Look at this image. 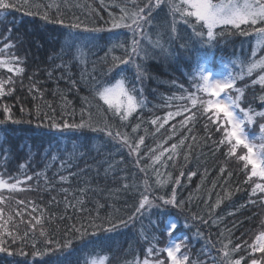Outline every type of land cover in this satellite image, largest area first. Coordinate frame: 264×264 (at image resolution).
<instances>
[{"label":"trees","instance_id":"trees-1","mask_svg":"<svg viewBox=\"0 0 264 264\" xmlns=\"http://www.w3.org/2000/svg\"><path fill=\"white\" fill-rule=\"evenodd\" d=\"M36 2L39 3L40 0ZM43 2L47 3L49 0ZM121 2L122 0H103V3L102 0H68L65 23L78 17L83 22L80 29L50 24L39 16L25 15L23 10H9L7 15L0 11V41L14 44L12 51L25 61V73L15 78L14 94L0 97V105H10L14 119L20 121L14 123L9 120L0 124V174L4 179L9 175L20 179L25 175L33 177L28 184L21 186L25 189L23 193L27 194L23 200L26 203L18 206L16 201L20 199H15L14 203L6 207L5 215L9 214L10 209L13 216L12 230L18 229L21 237L26 231L31 236L33 230L28 223L31 219L29 213L35 206L37 212L33 215L42 214L43 229L48 233V238L61 244L67 238L73 240V247L69 249L59 250L53 245L51 247L54 252H48L43 257H33L32 241L29 239L26 244H22L18 239L15 244L9 242L10 247L22 248L26 255L9 257L6 253H0V264H54L57 260L62 264H84L85 260L91 262L97 259H101L103 264H128L136 259L143 260L149 246L163 248L164 244L161 245L160 239L166 216H178L177 232L180 233L181 240L187 238L185 242L190 261L210 264L209 251L211 256L217 258L222 255L221 244L217 241L223 239L224 243H228L230 236V247L240 243L245 249L234 253V258H239L240 255L247 258L252 253L247 250L246 242L251 243L264 230V206L260 203L264 194L258 192L251 197L257 203H249L253 185L251 182L245 183L248 176L243 164L233 160L230 165H224L227 157L223 152L227 149L223 146L218 148L213 143L220 139V135L214 130L212 139H206V119L201 118L198 123L191 125V131L189 126L180 127V121L184 118L182 116H173L167 122L164 120L169 111L176 110V103H182L173 102L170 109L166 106L168 98L180 94V85L191 89L189 73L195 71L198 58L206 56V60L200 59L199 62L208 64L214 72L224 76L230 72L235 74L240 71V62L250 57V45L241 40L248 36L238 33L227 35L226 38H221L219 44L209 47L192 34L190 27L183 24L178 26L181 39L174 40L171 44L166 43L172 16L167 5L161 4L160 8L153 11L151 24L145 25V29L149 31L151 39L160 32L159 38L156 37L154 41L162 38L161 43L171 50V55L165 58L160 52L159 57L144 60L142 82L137 79L134 65L124 73L127 76L126 87H135L139 104L128 121L122 122L113 116L107 105L94 96L92 91L93 84L97 81L111 84L121 78L119 75L113 78V73L108 71L112 56H120L123 52L116 48L109 53V48L113 43L126 39L130 43L132 36L126 28H112V18L118 19L121 15L120 8L115 5ZM146 2L147 0H143L140 6L143 7ZM77 4L91 5L92 10L74 7ZM85 25L88 29L99 31H86ZM70 32L79 34L72 48L67 47L72 43L68 35ZM9 35L12 39H8ZM78 49L83 53L82 57ZM257 72L251 77L245 76L244 81L238 80L237 87L245 89L246 99L242 101L241 107H251L258 112L264 111V102L258 98L264 91L261 85H252V80L257 79ZM9 75L14 76L0 69V79H7ZM32 84H35L39 92L35 89L29 91ZM21 108L25 111L21 112ZM37 108L40 111L39 117L36 115ZM82 116L85 121L91 116L94 122L101 125L107 122L114 132L128 133L136 140L143 136L145 142L139 153L140 166L136 165L137 156H130L128 148L121 147L122 141L113 140L103 132H93L89 128L57 130L49 126L52 122L49 117H54L62 124L65 120L79 123ZM157 117L160 118L159 123L153 125L151 121ZM255 121L248 126L247 131L259 136V123L264 121L259 117ZM121 124L125 127H120ZM137 124L140 127L136 133H132V127ZM182 139H185V143L177 149L172 161H167L168 153H165L162 159L166 161V165L153 163L150 157L158 145L171 149L172 144H179ZM256 144L259 150V141ZM156 154L159 152L156 151ZM21 164L25 167L21 168ZM146 165L151 167L146 172H141L140 168ZM220 166L226 167L225 173L220 172ZM154 168L164 174L162 179L171 174L172 180L164 188L156 184L157 174L153 171ZM181 171L185 173L183 176H180ZM190 172L196 174L189 178ZM229 172L232 173L231 176L228 175ZM62 176L65 179L61 180ZM176 177L180 178L179 185L172 182ZM145 178L151 186L150 196L170 193L172 187H176L178 197L185 201L186 208L183 211L170 206L146 209L129 221L128 226H121L116 232L99 231L92 235L94 229L90 227L91 223L94 220L97 224L101 222L97 217L128 219L134 211L133 205L138 204L140 192L144 190ZM258 178L252 179L262 183ZM124 184H129L130 187L125 189ZM29 186L30 191L27 190ZM0 191L5 192L3 189ZM217 200L220 201L219 205L210 211ZM69 204L72 206H66ZM18 209H26L23 219L15 216ZM193 213L202 216L208 223L193 221ZM73 225L82 230L87 228L88 235L80 237L77 233L73 236L68 231ZM40 227L36 226L35 237L37 245L43 248L44 238L39 236ZM221 233H224V237H221ZM106 236L111 239H105ZM161 258H166L165 254Z\"/></svg>","mask_w":264,"mask_h":264},{"label":"snow or ice","instance_id":"snow-or-ice-1","mask_svg":"<svg viewBox=\"0 0 264 264\" xmlns=\"http://www.w3.org/2000/svg\"><path fill=\"white\" fill-rule=\"evenodd\" d=\"M143 2V0H140ZM138 0H122L121 3H117L115 6L120 8L121 15L119 18H112V28H126L131 32V41H120L113 43L109 48V53L113 49L120 48L123 50L122 55L112 56L111 66L108 71L113 73V78L116 75L121 76L117 79L114 84L95 82L93 84V94L98 97L100 101H103L104 105H107V109L113 113L114 117H118L120 121H128L129 116L134 112L139 104V101L135 95V87L126 88L125 82L127 76L124 75L131 66L136 67L137 79L142 82L144 76L143 61L149 58L150 55L155 53L149 49L144 41L152 45V49L159 48L161 54L167 56L171 55V50L161 43L160 39L152 40L149 31L145 29V25H150L152 20V13L155 9L160 8L161 4H166L169 9V14L172 16V24L170 28V35L166 43L171 44L174 40L181 39L179 35L178 24L187 25L192 29V34L199 38V41L205 45L212 47L221 42V38H226L227 35H236L237 33L241 36H255L256 45H264V0H147L143 3V7L140 6ZM103 3V0H102ZM68 0H49L44 3L40 0L39 3L36 0H0V11H3L5 15L9 13V10L24 11L27 16H39L43 21L50 24L64 25L69 29H80L82 27V21L78 17L73 19L69 23H65V13L68 11L66 5ZM74 7H86L92 10L91 5H74ZM86 31H99V29H88L85 25ZM221 29L220 31H216ZM11 29H9V33ZM72 43L68 44L67 47L72 48L77 42V36L79 34L68 33ZM139 37V38H138ZM8 39H12L9 35ZM2 47H0V69H3L9 74L7 79H0V97L12 96L14 94L15 78L22 76L25 73V67L23 66L25 61L12 49L15 47L14 44H10L5 41H0ZM257 46L252 48V58L246 61H241L238 65L240 71L235 74L229 73L222 79L212 78V73L208 71L204 64L200 63V59L206 60V56L198 58L197 66L194 72L189 73L191 89H186L183 85H180V94L173 95L168 98L166 106L170 109L173 107V102L176 103V110L169 111L168 115L164 117L165 122L173 116L184 117L180 121V127L189 126L191 131V125L199 122L201 118L206 119L204 129L207 133L206 139H212L213 130L220 135L218 141H213L214 144L219 148L223 146L227 151L223 152V148L220 150L223 155L227 157L224 161V165H230L233 160L241 162L244 166L245 174L248 176V180L245 183L251 182V193L249 198L250 204L257 203L256 200L251 197L256 196L257 193L264 194V183H257L253 180V177H259L264 180V122L259 123L260 135L255 136L247 131L249 125H252L256 117L264 121V111H255L251 107L247 109L241 107V103L246 99L245 89L237 87V81H244L245 76L251 77L254 72H257V79L252 80V85H261L262 91H264V55H261L258 59L256 58L258 51L261 49ZM183 47V45H182ZM79 52V49H78ZM82 57L83 53L79 52ZM108 53H106L107 57ZM7 57V58H5ZM36 88L35 84H32L29 91L31 92ZM234 93V94H233ZM255 98V97H254ZM259 100L264 102V94H261ZM35 99V96L33 97ZM25 109L21 108V112ZM187 114V115H185ZM0 124L11 120L14 123L20 121L15 120L13 117L12 107L8 104L0 105ZM37 117L40 116L39 108L36 112ZM52 122L49 125L53 129H85L89 128L93 132L99 131L111 137L113 140L122 141L121 147H127L129 155H136V165L140 166L139 153L141 145L144 144V137L140 136L138 140L135 137H130L128 133L121 131H113L111 125L105 122L101 125L99 122H94L89 116V119L85 121L83 116L79 123H69L65 120L62 124L58 123L54 117H49ZM160 118L157 117L151 121L153 125L159 123ZM162 126V125H161ZM120 127H125L121 124ZM140 127L139 124L132 127V133H136ZM159 130V129H157ZM175 125H173V132H175ZM186 139V138H185ZM185 139L180 140L179 144H172L171 149L158 145L155 151H152L153 163L160 165H166V161L162 159L165 153L167 155V161H172L177 153V149L180 145L185 143ZM195 139V137H193ZM256 141H259V150H257ZM239 150L243 151L241 154ZM156 151L159 154H156ZM187 159V155H185ZM250 166V172L248 168ZM21 168L25 165L21 164ZM151 165L141 167V172H146L147 168ZM239 167V164L237 165ZM157 174L156 184L160 188H164L169 181L172 180L171 174L169 173L167 178H161L164 176L157 169H153ZM220 172L223 174L226 172L225 166H220ZM185 173L180 172V176ZM196 173H188L189 178ZM39 174H37L38 176ZM232 175L231 172L228 173ZM33 179L32 176L25 175L23 179L19 177L9 175L7 179L3 178L0 174V189L5 190L9 195L5 196L4 192H0V253H6L9 257L16 255H26L22 248L13 249L10 247L11 244H15L19 239L22 244H26L30 239L31 244V255L45 256L48 252H54L55 249L63 250L73 247V240L67 238L61 244L58 241L48 238V233L43 229V216H35L37 212L35 206L32 207L31 219L29 224L32 226V235L26 231L24 236L19 235V230L13 231V216L9 209V214L5 215V208L11 204L12 194L24 191L21 185L28 184ZM47 179V178H45ZM65 177H61V180ZM175 185L181 183L180 178L176 177L172 181ZM129 184H124V188H129ZM136 187V185H132ZM150 185L148 179L144 180V190L140 192V198L138 204L133 205L134 211L128 217L127 220L117 217H108L106 219L97 217L101 222L95 223V220L91 223L90 227L94 229L92 235H96L97 232L102 231L104 233H113L121 226H127L129 221L136 218L137 214L142 213L146 209L154 208H167L180 209L183 211L186 208L185 201L178 197V188L172 187L171 192H165L163 195L150 196ZM27 190H31L30 186ZM17 205H24L26 202L23 200H17ZM220 201L217 200L216 205L212 206L211 210L219 205ZM261 205L264 206V199L260 201ZM72 206V205H66ZM243 207V205L241 206ZM26 210V209H25ZM25 210L18 209L15 212V216L21 217L25 214ZM233 213H229L232 215ZM187 219V217H185ZM193 221L199 220L201 223L207 224L208 221L202 216L193 213L191 216ZM35 221L33 224L32 221ZM215 223V221H213ZM39 225L40 231L39 236L44 238L43 244L45 247L41 248L36 243L35 229ZM187 227V224H185ZM264 229V224H262ZM179 230L178 216L169 217L163 224L161 234H167L169 242L164 248H156L155 245H151L147 248L145 258L143 260L136 259L134 262H128V264H198V262L190 261L187 254H181L182 245L184 241L176 242L173 237ZM75 236L79 233L80 237L88 235L87 228H78L75 225L68 230ZM224 237V233L220 234ZM105 239H111L110 236H106ZM211 244L212 242L209 241ZM221 244L220 252L222 253L219 258L211 256L209 251L208 255L211 257L210 264H264V230H261L258 235L255 236V240L251 243H247V250L252 255L247 256L240 255L239 258H234V253L245 251L240 243H236L233 247H230L232 240L228 237V243H224L223 239L217 241ZM215 247V244H213ZM260 253V257L257 258L255 253ZM166 254V258H161L162 255ZM54 264H62L59 260ZM84 264H97L95 260L91 262L85 260Z\"/></svg>","mask_w":264,"mask_h":264},{"label":"rangeland","instance_id":"rangeland-1","mask_svg":"<svg viewBox=\"0 0 264 264\" xmlns=\"http://www.w3.org/2000/svg\"><path fill=\"white\" fill-rule=\"evenodd\" d=\"M154 19H157L155 16L153 17ZM173 19V18H172ZM172 23V22H171ZM179 25H183L182 23L181 24H178V26ZM171 26V25H170ZM159 36H160V32H158V33H156V36H154L155 38L156 37H158L159 38ZM139 38V37H138ZM155 38H153L152 40H154ZM160 39H162V38H160ZM241 40H242V42L243 43H248V45H250V50H249V53H250V57L249 58H247V59H251L252 58V48H253V46H257L256 45V37L253 35V36H248V37H245V38H241ZM240 42V41H239ZM144 43H145V45L149 48V49H151L154 53H155V55H150L149 56V58L151 57L152 59L153 58H157V57H159L160 56V50H159V48H156V49H152V45H150V44H148V42L147 41H144ZM241 43V42H240ZM242 45V44H241ZM257 47H259L261 50L260 51H258V53H257V56L256 57H258L259 58V55H264V47H262V45H258ZM149 58H147V59H149ZM257 58V59H258ZM246 59V60H247ZM146 60V59H145ZM205 66V68L208 70V71H210V69L208 68V65L207 64H205L204 65ZM211 73H212V78H214V79H222V78H224L225 76L222 74V73H215V72H212V71H210ZM115 83V81L114 82H112L111 84H114ZM125 87H126V84H125ZM127 88V87H126ZM248 95H251L249 92H248ZM253 125V124H252ZM238 151H240L241 152V154H243V151L242 150H239L238 149ZM248 171L250 172V166H249V168H248ZM258 181H261L262 183H264V180H260L259 178H258ZM21 186H23V185H21ZM0 192H2V191H0ZM26 193V192H25ZM25 193H23V191H20V192H18V193H15V194H12V199H11V203H14L15 202V199H20V200H24V199H26V196L25 195H27V194H25ZM4 194H5V196H8L9 194L5 191L4 192ZM6 209V208H5ZM169 217L168 216H166V218L164 219V222L168 219ZM128 226V225H127ZM173 239H175L176 240V242H181V241H184V240H181L180 239V233H178V232H176L175 233V237H173ZM162 242V243H161ZM168 242H169V237L167 236V234H163L162 236H161V239H160V243H161V245L162 244H164L162 247L164 248L167 244H168ZM181 252H182V254H188L187 253V245H186V242L182 245V248H181ZM165 256H166V254H165ZM256 256H257V258H259L260 257V253H256ZM96 262H97V264H103V261H101V259H97V260H95Z\"/></svg>","mask_w":264,"mask_h":264}]
</instances>
